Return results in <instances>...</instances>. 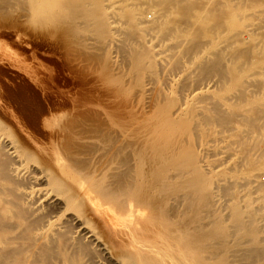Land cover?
Returning a JSON list of instances; mask_svg holds the SVG:
<instances>
[{
	"label": "bare ground",
	"instance_id": "1",
	"mask_svg": "<svg viewBox=\"0 0 264 264\" xmlns=\"http://www.w3.org/2000/svg\"><path fill=\"white\" fill-rule=\"evenodd\" d=\"M29 2L125 70L31 127L2 105L0 264H264V0Z\"/></svg>",
	"mask_w": 264,
	"mask_h": 264
},
{
	"label": "rangeland",
	"instance_id": "2",
	"mask_svg": "<svg viewBox=\"0 0 264 264\" xmlns=\"http://www.w3.org/2000/svg\"><path fill=\"white\" fill-rule=\"evenodd\" d=\"M74 5L41 17L29 0H0V120L16 133L13 118L1 107L12 108L31 127L64 93L95 96L114 91L113 83L125 70L110 68L108 54L92 41L96 36L71 12ZM145 15L151 18L147 11ZM35 79L42 80V87Z\"/></svg>",
	"mask_w": 264,
	"mask_h": 264
}]
</instances>
